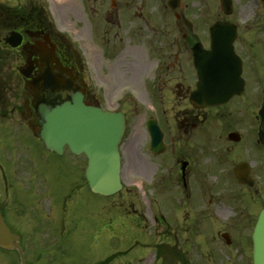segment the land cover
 <instances>
[{"label": "flooded vegetation", "instance_id": "1", "mask_svg": "<svg viewBox=\"0 0 264 264\" xmlns=\"http://www.w3.org/2000/svg\"><path fill=\"white\" fill-rule=\"evenodd\" d=\"M11 1L0 0V210L11 230L20 235V244L28 264H57V247L62 246L60 238H71L76 233L88 234L91 231L101 236L104 230L117 232V238L127 242L125 246L128 250L121 256L125 259L124 264H142L140 255L130 254L138 242L130 229H135L136 222L141 219L140 214H135L137 217L127 214V221H124L123 213H110L108 205H103L89 219L73 218L67 208L76 199L72 197L71 191L65 198L63 212L55 211L56 178L52 172L56 170V163L50 157H68L70 166L86 158L76 157L68 147H65L62 155L46 149L39 137L41 106H56L71 100L77 93H83L86 102L124 114L128 132H134L138 124L143 122L150 140V154L162 159L161 165L172 166L173 160L177 164L189 162L184 170L181 164L178 176V183H183L187 188L188 183L197 182V177L192 179L193 182L189 179L194 173V158L193 155L186 158L183 154L182 159L178 158V154L182 155L180 152L173 153L175 137L180 134L198 137L210 128L213 130L208 133L217 132L221 137L239 132L244 138L254 129L253 125L261 123L264 83L261 77L258 79L260 73L248 65L243 53L246 47H242L239 56L242 59L243 92L233 96L229 102L214 107L201 106L203 100L199 99L193 103V95L200 81L199 71L194 66L193 46L203 41L204 37L200 38V33L205 34L204 24L191 21L196 29L190 31L187 28L189 31L177 39V36H173V30L169 29L170 24L165 22V14L161 13L159 21L165 32L162 35V31L156 37L150 32H142V27L135 23L136 18H144L148 22L147 12L134 9V0H120V3L113 1L114 9L118 10L117 23L118 20L122 22L115 32L120 36L116 35L114 39H119V43L126 40L127 43L150 44L153 45V51L147 48L145 56L140 58L141 52L138 50L125 60L122 52H117L114 47L107 48L101 54L104 67L98 78L88 72L86 61L77 50L75 41L57 28L55 1L53 17L41 0ZM166 1H160V12L166 8ZM149 6L150 3H146V9ZM109 13V9L104 12L105 21L109 19ZM170 15V18L174 16L176 20L182 19L179 13ZM221 17L214 23L237 25L238 41L240 25ZM152 28L156 29L155 26ZM122 33L127 35L122 36ZM17 41L19 44L12 46ZM176 42L185 45V52L180 59L177 57L172 62L161 51L162 48L172 49ZM154 44H161V49L158 50ZM98 84L100 89L96 90ZM158 97L160 103H156ZM151 104L156 105L154 108L152 106L153 112L148 109ZM142 107L148 111H142ZM150 122L163 135L166 148L161 154L151 150ZM156 179L153 177V180ZM74 184L71 183V190ZM44 199H50L54 207L49 203V209L41 212L38 206ZM113 204L115 206L117 203ZM104 212L108 216H104ZM152 241L153 264H188L183 249L173 244L168 236L159 243L156 238ZM131 242L132 247L128 246ZM12 257L15 260L12 261ZM108 257L113 258L102 257L101 264H108ZM0 264H21L18 251L0 247Z\"/></svg>", "mask_w": 264, "mask_h": 264}, {"label": "rangeland", "instance_id": "2", "mask_svg": "<svg viewBox=\"0 0 264 264\" xmlns=\"http://www.w3.org/2000/svg\"><path fill=\"white\" fill-rule=\"evenodd\" d=\"M13 1L15 0L11 2ZM113 1L120 3V0H73L70 1L71 6L59 3V8L56 6V19L59 26L76 32L73 35L77 41L76 46L88 63L89 73L98 78L104 67L101 54L106 46L115 47L117 52H122L125 60L130 59L131 54L138 50L139 53L141 52L140 58L145 56L147 48L153 51V45L150 44L127 43L126 40L119 43V39H114L117 35L115 32L119 29L118 25L122 22L118 20L117 23L118 10L114 9ZM160 1H133L134 9L147 12L148 22L144 18L135 19V23L142 27V32H150L151 35L159 37L165 29L161 28L162 24L159 21L161 13H164L165 22L170 24L169 29L173 30V36H177V39L184 32L196 29L193 23L204 24L205 34L200 33V38L204 37L202 43L209 48L208 25L213 24L220 16L222 19L236 21L242 33L236 43L238 50L246 47L244 56L250 66L259 70L258 79L261 77L264 83V10L261 7L258 8L256 0H233L235 9L231 16L223 15L219 8L220 0H181L175 10L167 7L166 4V8L161 12ZM41 2L51 11L55 5L54 0H41ZM146 3H150L148 10ZM108 9L109 19L105 22L104 12ZM173 13H179L182 19L176 20L174 16L170 18V14ZM153 26L156 29L153 30ZM126 35L122 33V36ZM110 37L114 41L109 42ZM160 46L162 45L154 44L158 50L161 49H159ZM173 46L172 49L171 47L162 48L161 51L172 62L177 57L180 59L185 52L184 44L176 42ZM4 77L5 72L4 76H1L2 81ZM95 87L98 89L99 84ZM156 103H160L159 97ZM150 106L148 108L150 111L156 107L155 104ZM141 109L143 111L145 107ZM148 109L146 108L145 111L147 112ZM253 128L246 137H242L243 141L240 143L229 141L227 136L221 137L217 132L208 133L209 130H213L210 128L198 137L191 134L187 137L181 134L175 137L172 143V147L175 148L173 153L180 152L182 155L178 154V158L182 159L184 155L186 158L193 155L194 158L192 167L194 173L189 179L193 182L197 177V182L193 183L195 186L193 189L191 184V190L189 189L190 192L187 194L182 187L183 183L178 184L179 164L177 165L173 160L172 166L168 164L164 167L163 164L161 165L162 159L150 154V140L146 136L145 125L141 122L134 132L129 131L126 134L122 145V175L126 183L124 191L119 192L117 196L113 195L116 196L115 198L94 194L84 185L83 162L75 161L70 166L68 157H56V159L50 157L56 163V170L52 172L56 178V200L54 201L56 206L54 207L53 202H49L50 199L49 201L44 199L39 202L38 210L46 212L50 203L56 212L62 213L66 204L65 198L71 191L72 197L76 199L67 208L73 218L77 216L84 220L89 219L93 217L92 214L95 216L103 205H108L110 213H123L124 221H127V214L142 213L144 221L141 222L138 219L135 229L131 228L130 233L140 243V247L144 248L143 250L140 248L139 251L145 256H149V253L153 251L150 248L154 242L151 241L153 236L150 235L153 230L149 229L156 226L159 228L156 233L158 238L165 240L168 236L173 244L181 247L186 254L188 264H253L251 235L258 213L264 206V147L255 142L258 139V125H253ZM5 132L9 133L6 130ZM256 145L260 148L257 149ZM31 146L33 147V144ZM240 162L250 163L251 175L255 181L253 187H242L233 177V169ZM153 177L157 179L153 180ZM71 183H76L73 191ZM113 203H117V206H113ZM118 204L122 205L118 206ZM156 213L161 223H159L160 220L157 224L155 223ZM104 216H108L107 212H104ZM88 221L91 222V220ZM224 232H229L231 245H227L222 237ZM112 235H114L112 231L104 230L102 238L96 231L88 234L76 233L71 238L70 236L60 238L59 242L62 246L57 247L56 263L95 264L101 257L112 255L118 245H126L125 241ZM11 260H15V257ZM120 260L115 259L112 264ZM147 260L149 264L150 258Z\"/></svg>", "mask_w": 264, "mask_h": 264}, {"label": "water", "instance_id": "3", "mask_svg": "<svg viewBox=\"0 0 264 264\" xmlns=\"http://www.w3.org/2000/svg\"><path fill=\"white\" fill-rule=\"evenodd\" d=\"M223 2L227 11L229 1ZM211 31L210 50H204L201 44L194 47V61L201 76L199 89L194 95L199 100L204 99L203 106L224 103L241 91V60L234 50L236 28L218 24ZM261 114L260 138L264 143V110ZM42 123L41 138L48 149L61 153L68 145L73 153L88 157L86 175L94 193L108 196L122 189L119 144L125 132L123 115L87 105L82 95H77L73 96L72 102H65L51 110L46 108ZM150 130L152 149L160 152L164 148L162 135L156 128ZM247 172L246 164L235 170L241 182L252 185L251 179L244 176ZM224 236L230 243L228 235ZM18 239L0 213V245L8 249L17 248L23 264H27ZM253 245L254 264H264V208L253 233Z\"/></svg>", "mask_w": 264, "mask_h": 264}, {"label": "bare ground", "instance_id": "4", "mask_svg": "<svg viewBox=\"0 0 264 264\" xmlns=\"http://www.w3.org/2000/svg\"><path fill=\"white\" fill-rule=\"evenodd\" d=\"M54 1L56 2V6L58 7V3L66 5V6H71L72 2L70 1H73V0H54Z\"/></svg>", "mask_w": 264, "mask_h": 264}]
</instances>
